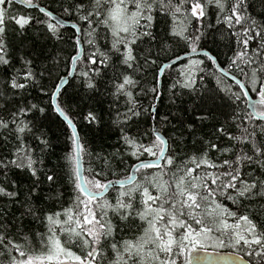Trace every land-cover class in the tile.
I'll return each mask as SVG.
<instances>
[{
	"label": "snow or ice",
	"instance_id": "6c2138e0",
	"mask_svg": "<svg viewBox=\"0 0 264 264\" xmlns=\"http://www.w3.org/2000/svg\"><path fill=\"white\" fill-rule=\"evenodd\" d=\"M259 2L254 14L253 0H57L56 15L21 0L38 10L34 16L0 0V176L7 181L18 170L31 181L26 189L17 180L0 183V264H264ZM66 17L75 21L67 37ZM29 33L32 44L25 43ZM39 40L72 51L41 64ZM209 40L226 49L223 62L206 48ZM68 64L71 71L59 75ZM165 70L174 73L165 85L173 104L187 96V110L202 123L225 117L211 135L197 136L194 122L173 135L157 127L131 131L145 113L156 119V105L145 107L139 97L160 98ZM68 77L89 98L102 90L111 98L119 131L113 151L89 150L72 98L64 99ZM32 89L47 103L31 98ZM50 112L68 130L59 184L56 166H46ZM82 120L101 124L91 109Z\"/></svg>",
	"mask_w": 264,
	"mask_h": 264
},
{
	"label": "trees",
	"instance_id": "16d2710c",
	"mask_svg": "<svg viewBox=\"0 0 264 264\" xmlns=\"http://www.w3.org/2000/svg\"><path fill=\"white\" fill-rule=\"evenodd\" d=\"M253 2H254L253 12L254 14H259L261 12V4L259 0H253ZM34 3H38L43 7H47L49 8V10L53 11L54 14L60 15V9L58 7L57 0H34ZM12 10L22 11L34 16L40 15L38 10L26 8L23 5H20L16 2H14V6ZM65 20L72 23L75 22L73 18L66 17ZM213 22H214V18H213ZM162 28L163 25L160 24L157 26L155 30L162 35L163 34ZM62 31L64 32V35L66 37L70 36L72 33V29L68 27H65V29H62ZM24 39L26 44H32L34 40V33H29V35ZM15 44L17 45L18 48L20 47L21 41L19 38L15 41ZM205 46L214 55H217L221 62L225 60L224 53L226 49L222 46V44L219 41L214 43L212 40H209L206 42ZM41 48L43 50V55L38 57V62L41 64L50 63V58L58 54L62 58H66L67 53L72 51V49L67 44H61L59 46H56L54 42H49L44 40L36 41V52L40 53ZM61 49H64V51H61ZM177 51H179V49H177ZM180 54L183 55L184 53L181 52ZM70 70H71L70 64L62 65L58 69V74L65 75ZM173 76L174 73H172L171 70H165V74L161 79L162 95L160 96L159 100L153 99L152 94L139 97V100L145 107H147L149 104H155L158 109V112L155 120H153L147 113H145L141 117L138 125L132 126L131 131L135 132L137 130V127H139L140 130H145V129L150 130L152 127H157L162 131L166 132L167 135H173L174 133L180 131L182 127H184V125H186L188 122H194V127L196 129L197 136L211 135L215 127L224 123L225 117L220 116L219 118L212 119L210 121L202 123L201 121L196 119L197 113H195L193 110H187L189 107L187 96L182 98H177L176 103L173 104L172 98L170 97V93L166 90L165 87L166 84H170L172 82ZM69 81H70V85L67 86V92L64 99L67 101L69 98H72V111L75 114L74 123L77 124L80 135L83 138H85L89 150H95V151L103 150L106 152L113 151L114 147L117 144L119 131L118 129H116L111 125L112 114L109 109L111 98L108 97L106 94H104L103 90L100 94H97L89 98L88 95H85L83 89H81L76 79L71 78ZM49 83L51 82L49 81ZM152 83H153V72L150 70L147 73L146 84L147 86L151 87ZM214 86H215L214 82H210V87H214ZM31 98H39L43 100L45 103H47V98L41 97L37 89L31 90ZM181 100L183 102H181ZM90 109L100 115L101 124L99 127L90 126L82 120V116L85 115L87 111ZM174 113L176 115H173ZM163 116H168L170 122L165 124L161 120V117ZM181 121H183V124L181 123ZM43 124L48 132L49 139L52 141V148L49 150L50 154L46 156V166L47 167L56 166V171L58 173L57 181L59 184L63 177V169L58 167V164L63 163V161L62 159L58 161L57 158L58 157L62 158L64 155L65 147L67 143L66 132L68 130L66 129V126L64 125L62 119L59 118L55 112H50L48 119L44 120ZM185 135L188 136V144L190 145L193 137L189 135L186 131H185ZM29 143H32L33 146H35V143L33 141L29 140ZM87 166H88V157L85 156L84 167L87 168ZM126 170H127V166H123L118 170L121 177L125 174ZM115 178L116 177H113V179ZM12 180L20 181L21 187L25 189L31 183L28 175L23 172H18V170H14L13 172H10L7 177V181H5V177L0 176V183H7ZM46 187L47 185L45 184L44 185L45 191H46ZM61 187H63L62 184ZM68 191H70V189H68ZM41 195H43V193H41ZM111 195H114V192ZM49 206L54 207V205H49ZM38 227H39L38 225H33L34 230Z\"/></svg>",
	"mask_w": 264,
	"mask_h": 264
},
{
	"label": "water",
	"instance_id": "95a60500",
	"mask_svg": "<svg viewBox=\"0 0 264 264\" xmlns=\"http://www.w3.org/2000/svg\"><path fill=\"white\" fill-rule=\"evenodd\" d=\"M14 2H16V3L20 4V5H23L24 7L28 8V6H27L26 4H22V3H21V0H14ZM56 15H57V14H56ZM65 23H66V27L71 28V24H72V22H68V21L65 20ZM70 71H71V70H70ZM162 77H163V76H161L159 79L161 80ZM71 78H72V77H68L69 80H70ZM158 100H159V99H158Z\"/></svg>",
	"mask_w": 264,
	"mask_h": 264
}]
</instances>
